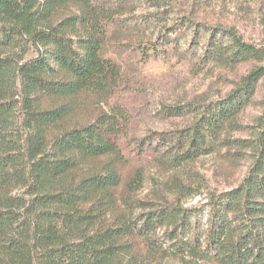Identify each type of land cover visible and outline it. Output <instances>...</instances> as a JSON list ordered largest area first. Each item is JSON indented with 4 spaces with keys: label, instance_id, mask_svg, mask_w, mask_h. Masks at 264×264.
<instances>
[{
    "label": "trees",
    "instance_id": "trees-1",
    "mask_svg": "<svg viewBox=\"0 0 264 264\" xmlns=\"http://www.w3.org/2000/svg\"><path fill=\"white\" fill-rule=\"evenodd\" d=\"M217 1L0 0V264H264V46L195 13ZM159 62L247 69L162 103L174 125L139 166L109 138L131 123L124 83ZM260 93L259 130L236 137ZM210 157L246 176L209 190Z\"/></svg>",
    "mask_w": 264,
    "mask_h": 264
},
{
    "label": "rangeland",
    "instance_id": "rangeland-1",
    "mask_svg": "<svg viewBox=\"0 0 264 264\" xmlns=\"http://www.w3.org/2000/svg\"><path fill=\"white\" fill-rule=\"evenodd\" d=\"M208 7V6H207ZM201 18L211 24L222 23L236 28L243 39L256 46H264V0H218L211 4L205 12H195ZM185 14V13H184ZM28 52L27 58L35 56L34 48ZM34 49V50H33ZM246 67L240 72H232L224 69H212L210 66L200 70L193 69L190 65L177 63H153L148 65L142 72L138 71L129 77L121 89V96L124 102L129 104L127 116L131 123L127 133L123 137H110L109 139L117 144L124 154L135 162V164L154 165L153 155H141L136 147L140 140H145L152 133L169 130L175 120L160 116L159 108L162 103L173 104L192 99L211 87L212 94L217 96L221 93H228L237 79V74H243ZM228 79L223 81L220 74ZM221 77V78H220ZM263 94H259L258 103L250 108L247 115L243 117L245 129L235 134L236 137L251 138L259 130V119L261 116L260 103ZM116 97L109 103L113 106L119 103ZM107 110L108 108L105 107ZM140 154V155H139ZM222 164L223 169L219 170L218 165ZM199 170L207 176L209 190L223 191L237 185L247 173V165L243 163H231L210 157L198 165ZM149 188V187H148ZM145 189L141 196H145L149 189ZM207 202L205 194L189 197L185 200L187 208H201ZM165 264H180L169 260Z\"/></svg>",
    "mask_w": 264,
    "mask_h": 264
}]
</instances>
